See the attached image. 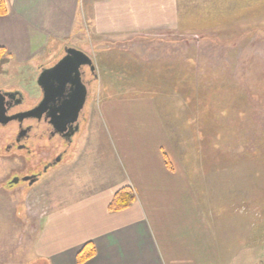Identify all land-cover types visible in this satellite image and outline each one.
<instances>
[{"label": "rangeland", "instance_id": "374dc122", "mask_svg": "<svg viewBox=\"0 0 264 264\" xmlns=\"http://www.w3.org/2000/svg\"><path fill=\"white\" fill-rule=\"evenodd\" d=\"M170 2L171 26L137 33L99 36L79 16L72 38L28 63L2 57L0 90L22 97L18 110L31 107L39 70L66 48L81 51L97 81L61 166L107 145L161 148L205 210L218 264H264V0ZM15 125L0 127V264H39L40 219L63 199L52 194L53 167L22 181L39 156L5 152Z\"/></svg>", "mask_w": 264, "mask_h": 264}, {"label": "crops", "instance_id": "0c3cea01", "mask_svg": "<svg viewBox=\"0 0 264 264\" xmlns=\"http://www.w3.org/2000/svg\"><path fill=\"white\" fill-rule=\"evenodd\" d=\"M4 1L0 48L17 63H28L50 42L72 38L79 16L99 36L171 26L170 0ZM92 149L94 159L84 153L81 160L53 167L52 194L63 204L42 214L34 245L39 264H77L87 243L95 255L83 264H218L205 210L188 179L166 168L161 148ZM123 188L132 191L134 203L109 212Z\"/></svg>", "mask_w": 264, "mask_h": 264}, {"label": "flooded vegetation", "instance_id": "af4514ba", "mask_svg": "<svg viewBox=\"0 0 264 264\" xmlns=\"http://www.w3.org/2000/svg\"><path fill=\"white\" fill-rule=\"evenodd\" d=\"M41 71L40 69L38 76ZM74 75L66 77L68 79L66 88L61 96L53 100V104L46 105L45 108L39 111L38 116L31 115L32 117L21 120H19V115L32 110L38 105L40 106L42 103L44 97L40 88L37 87L39 97L36 103L23 110L17 109V106L23 103L22 97L15 93L0 90V127L11 123L16 124V132L12 136V140L10 139L4 147L5 152L20 151L28 155L39 156L36 167L33 166L36 169L35 173H31L32 175L26 177H39L40 179L50 168L61 162L66 157L74 137L81 132L84 122L87 121L86 105L90 95L89 87L93 81H97V75L94 68L88 66L79 68V81L85 89V103L77 114L75 113V107L80 93L76 91ZM69 100L71 105H69ZM14 116H17L18 119L7 121ZM35 142H39V150L33 148Z\"/></svg>", "mask_w": 264, "mask_h": 264}, {"label": "water", "instance_id": "95a60500", "mask_svg": "<svg viewBox=\"0 0 264 264\" xmlns=\"http://www.w3.org/2000/svg\"><path fill=\"white\" fill-rule=\"evenodd\" d=\"M83 66L93 68L91 59L81 51L73 48H66L64 56L52 67L43 69L37 78V86L42 91L44 97L42 103L40 106L38 105L32 110L19 115V120L32 117L31 115L38 116L41 109L45 108L46 105L50 103L53 104V100L56 97L61 96L66 88L68 82L66 77H70L72 74H75L74 80L76 91H79L80 93L76 100L75 113L77 114L83 108L85 103V89L83 88V85H81L78 75L79 68ZM69 105H71L70 100ZM15 119H18L17 116L10 117L7 121ZM22 181L28 182L29 185H32L37 181V178L24 177ZM17 182L18 179H14L11 181V184H16Z\"/></svg>", "mask_w": 264, "mask_h": 264}, {"label": "trees", "instance_id": "16d2710c", "mask_svg": "<svg viewBox=\"0 0 264 264\" xmlns=\"http://www.w3.org/2000/svg\"><path fill=\"white\" fill-rule=\"evenodd\" d=\"M6 14H7V9L5 6V1L0 0V17L5 16ZM4 55H5V50L3 48H0V61ZM163 161L165 163L166 168L172 171L171 164L165 154H163ZM134 201H135V197L132 191L129 188H123L114 195L107 209L111 213L123 211L130 208L131 205L134 203ZM94 255H95V250L93 245L91 243H87L77 254L76 262L77 264H83L86 261L92 259Z\"/></svg>", "mask_w": 264, "mask_h": 264}]
</instances>
